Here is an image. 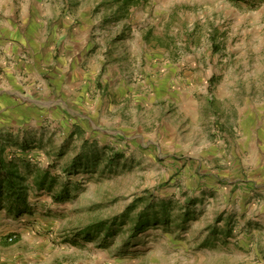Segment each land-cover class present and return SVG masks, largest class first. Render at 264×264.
I'll return each mask as SVG.
<instances>
[{"label": "rangeland", "instance_id": "1", "mask_svg": "<svg viewBox=\"0 0 264 264\" xmlns=\"http://www.w3.org/2000/svg\"><path fill=\"white\" fill-rule=\"evenodd\" d=\"M20 62L45 103L0 133L31 203L0 209V264H264V0H0Z\"/></svg>", "mask_w": 264, "mask_h": 264}, {"label": "crops", "instance_id": "2", "mask_svg": "<svg viewBox=\"0 0 264 264\" xmlns=\"http://www.w3.org/2000/svg\"><path fill=\"white\" fill-rule=\"evenodd\" d=\"M28 2H26V5ZM28 9L29 7L26 6ZM12 38L14 39L12 42L15 43L16 45L22 44L23 39H20L17 36H13ZM15 45L14 48H17ZM6 46V45H5ZM7 47V46H6ZM4 59V57H2ZM34 62V59H32ZM22 62V61H21ZM17 63L15 65H12L11 67H4L1 69V75L0 78L2 79L0 81V109L1 107H10L12 109V115L11 117H5L3 120H0V133H2V138L1 139H12V140H17L16 135L17 134H22L20 137L24 135H28L33 129V124L37 123L38 118L33 117L34 120L30 121L26 117V114L24 112V108L28 106L29 109L33 107H37L40 104H43L41 100L40 94L37 92L35 87H30V88H24L20 82V73L24 74V72L21 70L23 64L22 63ZM37 62H40V60H37ZM71 62V58H70ZM2 64L6 65L4 61H2ZM17 84V85H16ZM20 84V87L18 86ZM64 88L67 89V85H63ZM29 89H32L31 91ZM60 89V86H56V91L58 92ZM54 87H50V92H53ZM23 91H26L25 94ZM48 92V90H47ZM3 94L4 96L2 97ZM118 97V94H117ZM63 100H68V98L63 99ZM32 105V106H31ZM65 108H67V104ZM116 106L118 109L122 106L121 104L118 105H112ZM34 110V109H33ZM66 114V113H64ZM27 126H31L30 129H28ZM3 140V142H5ZM256 160L251 157L250 161L254 162L255 164L258 162L259 159L264 160V153L263 150L262 152H256L255 153ZM1 156V155H0Z\"/></svg>", "mask_w": 264, "mask_h": 264}, {"label": "trees", "instance_id": "3", "mask_svg": "<svg viewBox=\"0 0 264 264\" xmlns=\"http://www.w3.org/2000/svg\"><path fill=\"white\" fill-rule=\"evenodd\" d=\"M117 1H124V4L127 6L136 2V0ZM47 177V174L43 175L40 181L41 188L47 186ZM54 180L55 179L51 180V182L48 184L49 189H52L54 186ZM26 181V175L21 172L15 161H7L3 159L2 156H0V209L6 208L8 212L15 214L16 216H20L24 212L31 210V203L29 201V187ZM156 221H159L156 213L152 219L146 218L145 220H143L142 215H139L134 228L137 231L139 228H143L145 225L155 223ZM94 227L98 230H106L108 234L115 232L112 230V225L106 221L97 222L95 223ZM79 236H83L85 239L92 238L91 228L83 229V231L79 233Z\"/></svg>", "mask_w": 264, "mask_h": 264}, {"label": "built area", "instance_id": "4", "mask_svg": "<svg viewBox=\"0 0 264 264\" xmlns=\"http://www.w3.org/2000/svg\"><path fill=\"white\" fill-rule=\"evenodd\" d=\"M10 240H12V237H10Z\"/></svg>", "mask_w": 264, "mask_h": 264}]
</instances>
